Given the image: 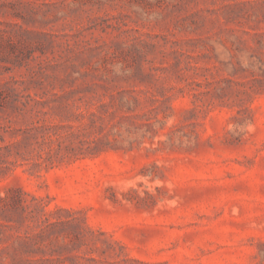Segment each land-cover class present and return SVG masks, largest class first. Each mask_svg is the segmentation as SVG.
<instances>
[{
  "label": "rangeland",
  "instance_id": "obj_1",
  "mask_svg": "<svg viewBox=\"0 0 264 264\" xmlns=\"http://www.w3.org/2000/svg\"><path fill=\"white\" fill-rule=\"evenodd\" d=\"M0 264H264V0H0Z\"/></svg>",
  "mask_w": 264,
  "mask_h": 264
}]
</instances>
